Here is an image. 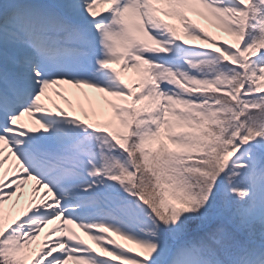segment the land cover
Masks as SVG:
<instances>
[{
    "label": "snow or ice",
    "instance_id": "1",
    "mask_svg": "<svg viewBox=\"0 0 264 264\" xmlns=\"http://www.w3.org/2000/svg\"><path fill=\"white\" fill-rule=\"evenodd\" d=\"M0 264H264V0H0Z\"/></svg>",
    "mask_w": 264,
    "mask_h": 264
},
{
    "label": "rangeland",
    "instance_id": "2",
    "mask_svg": "<svg viewBox=\"0 0 264 264\" xmlns=\"http://www.w3.org/2000/svg\"><path fill=\"white\" fill-rule=\"evenodd\" d=\"M249 119L251 120V118ZM252 123L255 124L257 121H252ZM245 127H247V125H245ZM222 135H228L227 128L222 131ZM201 143L205 148L209 149L208 155L210 159L202 162L204 167L196 169V175H194V178L197 179V187H199V183L201 181L207 184L210 171L215 170L216 168H218L220 171H223L234 159V153L227 151V143L221 142L220 136L214 135L212 133L202 135ZM214 145H219V151H217V148L214 147Z\"/></svg>",
    "mask_w": 264,
    "mask_h": 264
}]
</instances>
